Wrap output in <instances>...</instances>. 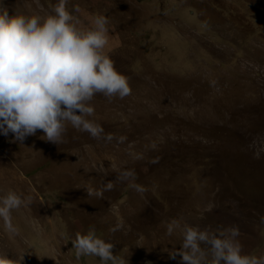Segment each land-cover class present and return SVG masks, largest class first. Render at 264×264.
<instances>
[{
  "label": "rangeland",
  "instance_id": "374dc122",
  "mask_svg": "<svg viewBox=\"0 0 264 264\" xmlns=\"http://www.w3.org/2000/svg\"><path fill=\"white\" fill-rule=\"evenodd\" d=\"M57 2L0 7L44 15ZM67 9L82 28L97 14L108 19L104 51L132 92L91 102L92 119L117 138L110 142L70 126L59 145L39 130L23 141L0 133V195L32 196L12 212L17 234L0 220V255L16 264L22 256L21 264H102L77 259L71 245L94 226L125 264H179L168 254L181 243L179 229L167 234L175 220L238 226L243 253L264 257V0H68ZM163 81L190 117L164 116ZM117 169L135 180L116 182ZM108 180L115 187L102 199L88 196L85 186Z\"/></svg>",
  "mask_w": 264,
  "mask_h": 264
},
{
  "label": "clouds",
  "instance_id": "9594fccd",
  "mask_svg": "<svg viewBox=\"0 0 264 264\" xmlns=\"http://www.w3.org/2000/svg\"><path fill=\"white\" fill-rule=\"evenodd\" d=\"M68 0H58L44 15H9L0 7V133L11 132L23 141L39 130L41 139L54 144L64 142L68 127L86 132L93 139L112 141L100 123L92 119L91 103L97 95L111 102L124 99L132 92L128 78L117 71L113 60L104 51L108 44V19L97 14L92 27H79L67 9ZM126 137H119L122 142ZM116 182H132L135 173L117 169ZM142 191L140 185L130 184ZM115 187L113 180L100 188L85 186L89 197L102 199L105 191ZM32 203V196L14 190L0 195V220L6 233L15 235L12 212ZM264 222V217H261ZM118 222L111 230H119ZM180 230L181 243L169 250V257L179 264H264V257L245 254L238 239L239 228H200L173 220L166 224L168 235ZM75 256L99 257L102 264H125L113 253L115 245L98 237L95 228L87 234L77 232L71 239ZM23 256L21 257V260ZM20 260V264H21ZM0 264H16L7 254L0 255Z\"/></svg>",
  "mask_w": 264,
  "mask_h": 264
},
{
  "label": "bare ground",
  "instance_id": "6f19581e",
  "mask_svg": "<svg viewBox=\"0 0 264 264\" xmlns=\"http://www.w3.org/2000/svg\"><path fill=\"white\" fill-rule=\"evenodd\" d=\"M75 9H77L76 6L74 7V10ZM160 91L169 95V104H168V108L166 110H164V116L170 115V116H172L176 119H179V120H183L184 118L190 117L187 114H180V111H184L186 109V106L184 104L178 103L175 100L174 95L177 92L176 89L166 85L165 81H163L162 85L160 87Z\"/></svg>",
  "mask_w": 264,
  "mask_h": 264
},
{
  "label": "crops",
  "instance_id": "0c3cea01",
  "mask_svg": "<svg viewBox=\"0 0 264 264\" xmlns=\"http://www.w3.org/2000/svg\"><path fill=\"white\" fill-rule=\"evenodd\" d=\"M208 220H209V218H208ZM211 222H213V219H212V221Z\"/></svg>",
  "mask_w": 264,
  "mask_h": 264
}]
</instances>
